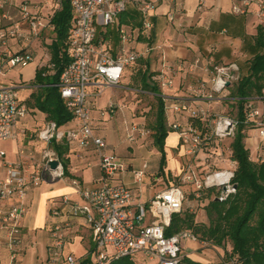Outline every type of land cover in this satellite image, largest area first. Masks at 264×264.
<instances>
[{"label":"built area","instance_id":"obj_1","mask_svg":"<svg viewBox=\"0 0 264 264\" xmlns=\"http://www.w3.org/2000/svg\"><path fill=\"white\" fill-rule=\"evenodd\" d=\"M57 8L69 3L73 12L67 53L72 58L69 66L60 76L56 85L61 93L68 112L73 120L63 126L54 121L44 124L38 131V139L48 146L57 142L60 144H77L80 148L93 147L99 158L102 170V183L94 188H80L78 193L82 202L74 201L68 196L62 198L61 205L69 207V213L64 216L59 209H53L55 217L62 218L55 223L51 231L52 245L45 264H110L122 258L136 259L142 256L145 261H157L159 264H179L184 255L185 243H199L198 237L190 231H182L173 236H167L166 230L171 225L174 215L183 211L187 194L182 186L192 185L194 195L201 198L205 190L216 191L215 199L224 202L236 194L237 188L233 182L237 163L228 156L230 167L221 168L223 161L222 144L233 140L238 132V120L226 114L209 115L206 107L197 102L172 100L166 102V110L184 117L182 122L170 124V129L179 134L184 155L188 158L179 176L181 185H172L156 194L148 203H138L134 206V190L122 182L117 176L123 169L120 157L107 153L106 140L94 132L92 118L93 104L91 96L102 94L106 86L116 87L123 79L125 70L135 64L139 53L125 51L133 40L134 32L126 25H120V51L111 54L107 47L105 33L107 28L117 23L130 6H134L143 17L146 29L152 28L149 14L153 3L147 0H53ZM50 0H45L48 4ZM41 4L29 0H0V142L18 141L19 124L28 115V108L19 98L20 86L8 85L4 82L7 74L15 68L34 62L35 56L29 48L40 39L45 32H55L53 14H43ZM257 8L256 15L264 22V0H239L233 6L234 14H246L251 7ZM15 9L19 17L11 13ZM17 39L26 43L28 49L14 53L11 40ZM55 65L51 61L42 63L38 68L42 76L47 77L54 72ZM240 68L236 63L217 65L213 68L212 81L208 88L205 83L195 91L196 99L205 98L215 101L218 95L224 94L240 80ZM172 81H163L162 88L172 87ZM95 92L89 91L90 87ZM118 106L111 102L107 109L101 112L105 118L116 113ZM247 121L254 124L258 136L264 139V121L262 112L255 107L254 102L246 106ZM213 117V118H212ZM138 133V136L135 135ZM150 133L143 125L133 124L132 133L128 136L130 142L139 137L146 138ZM24 154V152H21ZM6 153L0 149V167L6 170V178L0 181V236L6 241L7 248L12 252L11 264H15L16 256L23 245V219L27 213L26 199L29 192L39 187L48 178L52 181L65 177L64 164L60 155L47 148L42 152L38 170L28 172L23 162H7ZM204 161L209 169L198 173L194 165ZM213 160V161H212ZM58 161L56 169L50 162ZM214 168H218L213 170ZM144 172H135L137 184H141ZM80 187L78 182H74ZM13 201L5 208L6 202ZM70 217L83 218L91 227L94 246L91 252L83 258L65 253L67 230L70 227ZM209 246L207 242H200ZM224 264H238L229 259Z\"/></svg>","mask_w":264,"mask_h":264},{"label":"crops","instance_id":"obj_2","mask_svg":"<svg viewBox=\"0 0 264 264\" xmlns=\"http://www.w3.org/2000/svg\"><path fill=\"white\" fill-rule=\"evenodd\" d=\"M21 1L24 0H17V4H20ZM29 1L41 4L39 12L45 15L53 14V18L62 9L57 8L53 0H50L48 4H45V0ZM147 1L153 3L154 6L149 14L152 28L146 29L144 25H142V29L138 27L139 23L142 22L143 24V17L134 6H130L126 14L129 12L137 14L138 20L134 23L136 26L133 23H121L120 17L116 24L110 26V30L104 32L109 51L111 54L117 55L121 46L118 33L119 26L122 24L132 28L134 38L126 46L125 51H135L140 56L135 64L125 70L123 79L118 86H106L101 95H93L90 98L93 104L94 132L97 136L106 140L108 154L112 152V143L121 127H124L126 135H129L132 133L133 124L140 123L144 126V118L137 116L142 94L153 95L155 99L153 92L143 90L144 82L157 86L164 99L168 101H193L208 108L211 116L225 114L229 103H232L227 94L229 89L224 94L218 95L215 101L212 102L207 101L205 98L196 99L195 91L202 83H205L208 88L210 87L213 68L217 65L236 63L240 68V75L245 74L250 59L256 53L254 45L258 27L264 25V22H260L256 15L257 8L255 6L251 7L246 14H234L233 6L239 0ZM11 13L15 18L19 17V13L15 9ZM55 39V32H45L29 48L35 56L32 63L35 66L33 79L21 84H17L10 79L13 73L21 76L22 67L13 69L4 78V82L8 85L20 86V89L26 87L31 89L26 99L22 100L19 96L21 102L28 108L29 113L18 125L19 139L14 142L13 152L9 157L5 152L7 162H23L24 168L28 172L38 170V163L42 158V149L47 145L42 144L43 142L40 143L41 145H34L32 140L29 141L31 138L37 140L38 131L48 122L47 115L32 105L30 96L38 89V86L34 85L39 70L38 67L44 62L51 61L50 45ZM10 45L14 53L28 49L26 43L19 42L17 39L11 40ZM46 57H49V59H46ZM163 81H172V87L162 88ZM89 91L94 93L95 88L91 86ZM105 96H107V101L101 105L100 101ZM111 102L115 103L118 109L115 114L103 118L101 112L106 110ZM254 105L262 112L261 120L264 121V98H257ZM166 117L169 122L168 129H170L171 123L184 121L183 116L172 111L166 110ZM70 124L71 126L74 125L73 123ZM170 131L172 130L170 129ZM168 134L169 136L165 142L166 166L164 173L160 172L161 153L156 149L153 137L151 142H146V138L139 137L132 143L126 136L129 144L135 145L139 142L148 146V148L156 149L158 156L155 165L146 162L143 167V179L146 174H149L153 187L147 198L144 195V189L141 188L143 180L141 184L135 182L134 174L137 171L132 174L134 183L137 186L133 188L128 183V185L126 184V176L130 175L128 171H133V164L130 163L129 167L126 168V164L123 162L122 170H125V172L120 171L121 173H118L115 182H122L134 190V206L138 203H148L156 194L172 185H176V179H179L184 165L188 161L183 153L179 134L175 131ZM135 135L138 136V133L135 132ZM229 141L230 145L233 140ZM64 145L66 146V153L61 159L64 166L65 163L67 164L65 177L55 181L48 178L39 187L32 189L26 199L27 213L22 224L24 225L23 245L16 256L15 264H45L49 257L48 251L53 243L52 238H50L51 231L55 223L62 219L55 217L52 210L57 208L64 216H67L69 207L61 205L63 197L68 196L74 201L82 202L78 193L80 188H94L102 183L103 174L95 149L90 147L83 150L77 144ZM245 145L254 162L264 163V139L258 136L254 124H250V129L247 130ZM21 152H24V154ZM113 152V155L125 158L124 155H117L115 151ZM196 167L197 169L201 168L199 173L209 169V166L202 160L197 161ZM229 167L227 163L221 168ZM173 170H175V173ZM6 176V170L0 167V181L5 179ZM170 176L174 178L172 182L169 181ZM74 182H78L80 187H77ZM167 182H169V185ZM182 188L187 194L184 204L185 209H189L191 212H195L197 203L205 201V205H207L210 199H214L216 196V191L211 190L203 192L201 198H197L194 195L192 185H184ZM192 195H194L193 198ZM12 203L13 201H10L3 205L7 208ZM69 221L70 227L67 230L68 241L65 253L74 255L76 258H83L91 252L94 246L91 227L83 218L70 217ZM198 246L202 249V253L207 254L206 256L212 259V261H209L210 263L219 261L224 255L223 249L211 253L205 250V246H202L200 242L185 243V248L187 247L193 252L197 251ZM11 255L12 252L7 248L6 241L0 236V264H11ZM184 255L201 261L192 252H184ZM140 259H143V257L141 256Z\"/></svg>","mask_w":264,"mask_h":264},{"label":"trees","instance_id":"obj_3","mask_svg":"<svg viewBox=\"0 0 264 264\" xmlns=\"http://www.w3.org/2000/svg\"><path fill=\"white\" fill-rule=\"evenodd\" d=\"M126 16V17H125ZM73 12L69 3H65L53 18L56 27V39L50 45L52 55L51 63L55 70L47 77L42 76L38 70L34 85L38 86L32 94L31 103L39 111L47 115L50 121L63 126L73 120L66 105L61 98L59 88L56 86L66 66L72 62L67 53ZM137 14L124 13L121 23H133L138 20ZM142 22L137 26L142 29ZM136 26V25H135ZM255 38L256 53L250 59L248 70L241 75L240 80L229 88V105L236 104L238 129L232 143L229 145V156L237 163L234 184L237 185L236 194L228 200L221 202L210 199L207 204L206 222H197L196 214L184 209L173 216L171 225L166 230L167 236H173L182 231L195 234L200 242H207L218 249L224 250L219 261L205 263L183 255L179 264H224L229 259L238 264H264V163L254 162L246 148L245 139L250 123L247 121L246 106L257 98H264V25L258 27ZM144 91L155 94L156 113L155 123L152 126L154 145L161 153L160 172L164 173L166 166L165 142L168 133L166 102L157 86L144 82ZM229 101V102H230ZM51 147L63 157L66 146L53 142ZM66 161V160H65ZM66 163L64 171L66 170ZM66 172V171H65ZM66 174V173H65ZM213 189L205 190V192ZM194 195H192V198ZM110 264H143L139 260L122 258Z\"/></svg>","mask_w":264,"mask_h":264},{"label":"rangeland","instance_id":"obj_4","mask_svg":"<svg viewBox=\"0 0 264 264\" xmlns=\"http://www.w3.org/2000/svg\"><path fill=\"white\" fill-rule=\"evenodd\" d=\"M110 30L111 27H108L107 30ZM49 42V40H48ZM43 52V51H42ZM40 59V58H39ZM46 59H49V57H46ZM33 62L23 66L21 68V76L17 73H13L10 77V79L13 81V82H16L17 84H21L22 82H28L30 81L31 79H33L34 77V64H32ZM31 91V89L29 87H26V88H23V89H19V96L20 98L23 100V99H26V96L28 94V92ZM228 95L230 94V91L227 93ZM154 96L153 95H150V94H147V93H144L142 94V97H141V102L139 103V108L137 110V116L138 117H143L144 118V127L146 130L149 131L150 135L146 137V142H151V139L153 137V129H152V126L153 124L155 123V113H156V100L153 98ZM104 100V101H103ZM103 100L100 101L101 105L102 103H106L107 101V96H105L103 98ZM103 101V102H102ZM105 109V108H104ZM103 109V110H104ZM226 115H229L231 117H234V118H237L236 115H237V107H236V104H233V105H229V107L227 108V112L225 113ZM213 118V117H212ZM50 120L48 119V122ZM169 122L167 120V126H168ZM126 132H125V129L124 127H121L114 139V142L112 143V146H111V150L112 152H110V154L113 155V151H115V153L117 155H124L125 158H120L122 160V162H124L126 164V168L129 167L130 163L133 164V171H128L130 175L126 176V184L128 183L131 187L135 188L137 185L134 183V180L132 178V174L137 171V172H143V167H144V164L146 162H150L152 165L154 164L155 165V162L157 161V153H156V149H152V148H148V146H145V145H142L141 143H136L135 145H131L127 142V138H126ZM29 139V138H28ZM33 141L32 143L35 145H41L38 138L36 140V138L34 139H29V141ZM229 140H226L223 144H222V148H223V161L222 164H219L218 166L219 167H223L225 164H229V166L231 165L230 162H229V156H228V146L229 145ZM44 144V143H42ZM47 148H52L50 145H46V147H44V149H42V152L47 149ZM0 149L3 150L4 152H6L8 154V157L9 155L13 152V149H14V141H2L0 142ZM41 152V153H42ZM213 161V160H212ZM195 167V170L197 172V174L200 172V169L196 167V164L194 165ZM218 168H214L213 170H216ZM123 171L125 172V170H122L121 172L123 173ZM119 172V173H121ZM173 172L175 173V170H173ZM174 178H172L170 176L169 178V181H173ZM168 181V180H167ZM127 184V185H128ZM167 184L169 185V182H167ZM175 184H179L181 185V182H180V178L176 179V182ZM163 187L165 185H162ZM141 188H143V192H144V195L145 197L147 198L150 193H151V190L153 189L152 185H151V177L149 174H146L144 179H143V183L141 184ZM186 189V188H184ZM205 201H201L199 203L196 204V207H195V214H196V221L197 222H206L208 224V220L205 218L206 217V211H205V208L207 205H205ZM184 209H185V206H184ZM199 250H198V249ZM196 248V252H193L191 249L189 248H185L184 252L185 253H194L195 257L199 260H203L202 262H209V261H212V259L208 256H206L207 254H204L202 253V249H200V246H198ZM223 249V248H222ZM205 250H207L208 252H211V253H215L217 251H219V249L215 246H213L212 244H210L209 246L205 247ZM141 256H138L135 260H139L140 263H143V264H159L157 261L155 262H152V261H145L144 259H140Z\"/></svg>","mask_w":264,"mask_h":264},{"label":"water","instance_id":"obj_5","mask_svg":"<svg viewBox=\"0 0 264 264\" xmlns=\"http://www.w3.org/2000/svg\"><path fill=\"white\" fill-rule=\"evenodd\" d=\"M50 166H51L52 169H56L57 168L56 166H58V161L50 162ZM235 187L237 188V185H235Z\"/></svg>","mask_w":264,"mask_h":264}]
</instances>
